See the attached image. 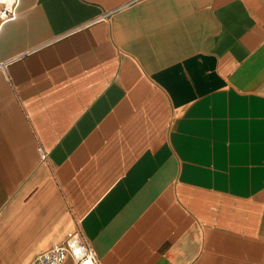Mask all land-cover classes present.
I'll return each mask as SVG.
<instances>
[{
    "label": "crops",
    "instance_id": "0c3cea01",
    "mask_svg": "<svg viewBox=\"0 0 264 264\" xmlns=\"http://www.w3.org/2000/svg\"><path fill=\"white\" fill-rule=\"evenodd\" d=\"M8 1L0 264H264V0Z\"/></svg>",
    "mask_w": 264,
    "mask_h": 264
},
{
    "label": "built area",
    "instance_id": "2783aa9c",
    "mask_svg": "<svg viewBox=\"0 0 264 264\" xmlns=\"http://www.w3.org/2000/svg\"><path fill=\"white\" fill-rule=\"evenodd\" d=\"M0 22L13 18L14 2L2 0ZM29 264H99L96 252L81 232L67 234L65 240L36 255Z\"/></svg>",
    "mask_w": 264,
    "mask_h": 264
}]
</instances>
